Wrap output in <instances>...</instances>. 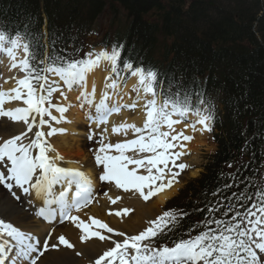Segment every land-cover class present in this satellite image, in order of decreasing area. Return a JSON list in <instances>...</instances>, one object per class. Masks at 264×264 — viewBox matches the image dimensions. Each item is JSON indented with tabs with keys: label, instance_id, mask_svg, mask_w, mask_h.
<instances>
[{
	"label": "snow or ice",
	"instance_id": "1",
	"mask_svg": "<svg viewBox=\"0 0 264 264\" xmlns=\"http://www.w3.org/2000/svg\"><path fill=\"white\" fill-rule=\"evenodd\" d=\"M41 47L38 41L33 47L30 43H22L20 36L11 37L0 31V55L8 57L10 68H19L24 73L23 78L16 80L15 87L8 90L0 89V117H6L12 123L22 122L26 125V131L0 141V166L7 168L6 174L0 172V185H4L15 200H20V196L13 191L14 188L22 190L29 196L34 192L35 199L41 202L34 213L36 217L50 223L57 219L60 223L70 222L80 230L79 239L82 242L95 238L99 245L88 250L89 264H264V255H258V252L264 254V187H258L252 195L246 192L239 195L233 193V197L228 198V210L223 213L224 219H216L212 215L219 211V207H210L208 216L194 226L202 227L204 230L195 236L189 235L188 239H180L172 247L166 245L155 247L150 241L179 227L181 220L188 215L186 212L166 210L155 219L149 220L148 227L135 235L116 230L93 216H88L86 221L78 215H73V211L79 212L93 203V193L96 189L91 178L84 172L59 166L56 161L62 160L63 157L58 153L55 157L49 155L50 152H55V148L48 143L45 136L51 137L57 132H64L65 129L49 125L50 130L47 134L37 130L33 138L28 139V135L34 126L39 129L49 123L45 119L46 116L59 123L68 110L65 106L52 102L54 92L59 91L61 96L65 93L56 80L49 81L48 74L58 77L69 90L75 87L84 89L87 74L99 67L101 62H107L111 67V73L119 76L118 61L123 45L119 47L113 45L110 51L101 49L99 52L88 53L87 58L83 59L66 58L53 53L46 56L43 61L39 60ZM17 50H22L23 58H17ZM39 63H43L44 66L34 67ZM123 68L137 77L138 83L134 86V91L137 92L138 98L145 100L143 108L146 118L141 127L134 123L114 126V133L124 130L127 134V131L131 130L135 134V139L115 144L104 143L101 139L100 147L95 151V163L96 166L103 167V173L99 177L101 181L114 182L118 189L125 192L134 190L147 201L176 182L179 173L174 169L183 170L188 167L184 163H177L179 157L185 153L174 149L178 146L185 147L181 141H190L193 137L185 135L183 131L175 133L174 125L186 120L191 114L196 119L185 127H192L195 130L196 124H199L202 131H211L214 114L201 106L203 101L193 108L187 94L181 97L179 92H171V84L169 92L165 93L163 81L153 68L143 66L133 68V64L128 61H125ZM111 73L105 77L104 89L98 102H95V84L90 92L81 90L77 97V100L81 101V107L87 103L95 109V116L89 114V119L94 118L98 124L107 122L108 116L119 112L122 107L133 109L136 107L135 102L130 105L115 102L109 104L108 90H115L118 87V82L111 78ZM158 84L161 86L159 92ZM141 92L144 94L142 97ZM13 101H22L25 106L5 109V103ZM53 108L60 113L59 118L50 111ZM174 116L178 119H173ZM165 128L167 130H163ZM88 138L92 139L91 136ZM26 139L28 142H25ZM34 149L37 150L35 153ZM113 149L117 155L110 154ZM133 149L151 155L142 159H133L125 155L127 151ZM130 164L135 167L129 169ZM241 166L247 165H238ZM141 167L146 169V175L137 174V169ZM228 167L232 165L229 164ZM223 177L224 174L221 173L220 178ZM56 186L60 187L58 193ZM231 186L224 185V189ZM219 191L221 189L218 188L216 192ZM233 198L236 201H244L241 206L243 210H237L234 215L227 218L235 208L232 204ZM109 199L112 204L116 203V200ZM249 201L251 204L247 206ZM28 203L32 205L33 200L29 199ZM14 209L15 205L9 202L0 206V257L13 253L12 264H46L42 258L49 250L57 249L60 245L74 247L64 235L56 238L59 241L57 244L50 243L53 237L51 232L47 233V239L41 241L32 232L22 230L13 219ZM130 211L131 209H122L116 211L115 215L126 216ZM119 237L123 239H117ZM107 242L112 246L97 255L96 247ZM75 254L84 255L81 251ZM0 264H3V261H0Z\"/></svg>",
	"mask_w": 264,
	"mask_h": 264
},
{
	"label": "trees",
	"instance_id": "2",
	"mask_svg": "<svg viewBox=\"0 0 264 264\" xmlns=\"http://www.w3.org/2000/svg\"><path fill=\"white\" fill-rule=\"evenodd\" d=\"M106 7L111 24L125 19L99 43L123 45L120 70L125 61L151 67L165 93L171 84L193 108L203 101L214 114L215 152L165 205L188 213L179 227L157 236L159 246H173L204 230L194 226L210 207H219L212 215L224 219L233 193L252 195L264 187V0H0V31L19 34L33 47L38 41L41 61L53 53L83 59L82 41ZM232 204L227 218L243 210V200Z\"/></svg>",
	"mask_w": 264,
	"mask_h": 264
},
{
	"label": "bare ground",
	"instance_id": "3",
	"mask_svg": "<svg viewBox=\"0 0 264 264\" xmlns=\"http://www.w3.org/2000/svg\"><path fill=\"white\" fill-rule=\"evenodd\" d=\"M22 43H24L23 39ZM17 58H23L22 50H17ZM105 64L106 62H101L99 67L95 68L92 72L87 74L86 85L84 89L75 87L73 90H69L63 85L62 82L59 81L58 77L50 74V81L56 80L60 85V89L65 93L64 96H61L59 91L56 92V95L53 97L52 102L54 104L63 105L68 110L64 113V119L60 120L59 123L50 119V123L41 126L39 129L34 126L36 131L41 130L45 134H47V132L45 131L46 129H49V125H51V127L53 128L65 129L64 132H57L51 137H48L47 135L45 136V139L48 141V143H50L53 148H55V152H50L49 155L55 157L58 153L61 157H63L62 160L56 161L59 166L79 169L80 171L84 172L91 178L95 189H97L96 179L98 175L100 176L103 173V167L96 166L95 160L89 158L88 154L86 153L89 147L94 146V141L91 143L87 142L82 145L79 144V135L81 136V134H83V130H85L84 125H89V127H91V130L101 128L100 131L101 133L103 132L102 136H104V143L107 142V140H109V143L112 144L118 142L123 143L127 140H132L134 137V133L131 130H128L127 134H125L124 130L114 133L113 127H118L121 123H134L137 127H141L143 125L144 119L146 118L143 108L145 100L138 98L137 92L134 91V86H136L138 83L137 77L130 75L123 86L120 85L118 80V87L115 90H108L110 96L109 104L115 102L120 105H130L135 102V110L132 111L130 110V108L122 107L119 112L109 115L107 118V122L105 123L98 124V122L94 118L89 119V114H91L93 117L95 116V109L89 106L87 103H84L83 107H81V101L77 100V97L80 95L81 90L90 92L92 90L93 84H95V102L99 101L101 91L104 89L105 77L110 75V71L104 68ZM23 76L24 73L21 72L19 68H10V61L7 56L0 55V89L8 90L15 87L16 80L19 78H23ZM111 78L115 80L112 74ZM143 95L144 94L141 92L140 96L142 97ZM24 106L25 105H23V102L21 101L7 102L4 105L5 109ZM50 111L53 115L57 116L58 118L60 117V113H58L55 108L50 109ZM49 118L50 117L47 116L45 117V119L47 120ZM173 119H178V117L174 116ZM195 119L196 117L190 114L185 120L186 123H182L181 121L180 123L174 125L175 133L183 131L185 135L193 137V139L190 141H183L185 147L180 148L178 146L175 150L183 151L185 153L179 158L184 164L188 166L195 162L198 146L203 144L208 135V131H202V126L199 124H196L195 130H193L192 127H185L186 124H190ZM22 131H26V125H24L22 122L12 123L6 117H0V141H2L3 139H7L10 136L17 135ZM29 139H31V137ZM25 142H28V139H26ZM33 151L35 153L37 150L34 149ZM136 152L137 151L135 149L129 150L125 153V155L133 159H137ZM110 154L117 155L118 153H116V151L114 150ZM128 167L129 169H131L135 167V165L130 164ZM144 170L142 167L138 168L137 174L146 175L147 172L146 170ZM142 171H144V173H142ZM0 172H4L6 174L7 168L5 166H0ZM176 182H178L177 179ZM176 182H174L171 187H168L163 191L155 194L152 197L154 201H146L147 203H145L139 193H136L134 190L125 192L123 189H118L115 186L114 182H106L107 184L105 185V189L107 193V199H105V196H102V199L96 198V206H92V208H90L89 210L86 208L88 211H84L85 209L80 210L79 212L73 211V215H78L86 221L88 216H93L105 223H108L110 227L116 230L125 231L129 235H135L138 234L140 230L142 231V229L144 228L143 220L145 218H132V216L129 215L130 213H128V215L126 216L121 215L118 217L115 215V212L132 207L133 210H135L134 216H136V214L138 215L139 213L144 215L148 214L150 216L157 209L158 205L163 204L165 200L170 198L175 193V190L179 185V183ZM13 191H15L18 196H20V200H15L11 196L7 188L4 185H0V206H2L5 202H9L15 205L13 219L15 220L16 224L22 228V230L32 232L38 238H40L41 241H43V239H47V233L51 232L53 234V237L50 239V243L57 244L59 243V241L56 238H58L60 235H64L69 243L74 246L73 248H67L63 245H60L57 249L49 250L42 258L46 262V264H89L88 250L92 249L96 245H99V242L95 240V238L90 241L82 242L79 239L81 235L80 230L73 226L70 222L65 221L64 223H60L59 220H56L50 223L43 220L42 218L36 217L34 213L36 209L41 205V202L35 199V193L33 192L29 196L24 194L20 189L14 188ZM56 191L57 193L60 191L59 186H56ZM94 194L95 193H93V195ZM117 197H119L118 200ZM109 198H111L112 200H116V203L112 204ZM29 199L33 200L32 205L28 203ZM88 222L90 223V221ZM117 239L122 240L123 237H119ZM109 246L112 245L110 242H107L103 245H100L99 247H96V254H101ZM77 251L83 252L84 255L76 256L75 253ZM12 255L13 253H8V255L0 257V260H4L6 264H12ZM94 258L95 257H93V259Z\"/></svg>",
	"mask_w": 264,
	"mask_h": 264
},
{
	"label": "rangeland",
	"instance_id": "4",
	"mask_svg": "<svg viewBox=\"0 0 264 264\" xmlns=\"http://www.w3.org/2000/svg\"><path fill=\"white\" fill-rule=\"evenodd\" d=\"M111 19H112V17H111V14L109 13V9L106 7L105 8V10L100 14V16L97 18V20H96V22H95V24L93 25V28H92V31H90L87 35H86V37L83 39V41H82V45H83V49L86 47V46H89V47H94V49L93 50H91L90 51V53H95V52H99L100 50H101V48H95V46L94 45H96V44H98L100 41H101V39H102V36H103V34L105 33V31H106V28H108L107 29V32L108 33H110L111 35H114V33H115V31H117L118 29H120V28H122V26L124 25V18H122V17H120V21L118 22V21H115V23L114 24H111ZM88 42H90V43H88ZM97 47V46H96ZM88 48H85V51L87 50ZM100 49V50H99ZM89 50V49H88ZM106 50H108V49H106ZM108 51H110V50H108ZM104 68L106 69V70H108V71H110V73H111V67H110V65L106 62V64H105V66H104ZM124 72H125V70H123V73H122V75L121 76H118L117 78H115L114 77V79L115 80H119V83H120V85H124V83L122 82V79H123V74H124ZM111 74H113V73H111ZM130 75H131V73H130ZM129 75V76H130ZM48 76H49V81H50V77H51V75L50 74H48ZM129 78V77H128ZM1 79V78H0ZM127 81V80H126ZM56 95V92H54L53 94H52V99H53V97ZM22 102V101H21ZM202 107H205V106H202ZM130 110H135V108L133 109V108H130ZM206 114V113H205ZM208 114V113H207ZM48 121H49V123L51 122V120H50V118L48 119ZM182 123H186V121L185 120H182ZM85 126V130H83V134H81V136L79 135V144L80 145H82V144H84V143H91V142H95L94 143V146H92V147H89L88 148V150H87V154H88V156H89V158H92V159H94L95 160V151H96V149H98L99 147H100V144H99V141L101 140V139H103L104 140V136H102L103 134V132L101 133V131H100V129H98V128H96V129H92L91 130V127H89V125H84ZM49 130V129H48ZM48 130L46 129V131L45 132H48ZM100 132H99V131ZM163 130H167L166 128L165 129H163ZM35 127L33 128V131L30 133V137L31 138H33L34 137V134H35ZM94 131V132H93ZM102 131H103V128H102ZM101 134V135H100ZM208 135H207V139H205L204 140V142H203V144L202 145H200V146H198V149H197V154H196V157H195V162L193 163V164H191L190 166H188V167H186L185 169H183V170H179V169H174V171H176V172H178L179 173V175L176 177V179L178 180V182H176V183H179V185H178V187L176 188V190H175V193L172 195V196H174V195H176L177 193H178V190L179 189H181V188H183L185 185H186V183L187 182H189L190 180H192L193 178H196V177H198L201 173H202V171H203V167H204V165L208 162V156L209 155H211V154H213L214 152H215V149H216V144L214 143V141H213V139H212V135H211V133H210V131H208V133H207ZM28 136V139L30 138ZM89 136H91L92 137V139H89L88 137ZM96 138V139H95ZM133 139H135V134H134V137H133ZM98 142V143H97ZM113 142H114V140H113ZM98 145H97V144ZM105 143H109V140H107V142H105ZM181 143H183V141H181ZM113 144H115V143H113ZM176 149H174V151H175ZM114 151V149L111 151V152H113ZM136 154H137V159H142L144 156H147V155H151V153H140V152H136ZM177 163H183L182 162V160L179 158L178 159V161H177ZM143 168V170L145 169L144 167H142ZM146 170V169H145ZM144 170V171H145ZM144 171H142V173H144ZM190 173H193V174H190ZM146 174V173H145ZM99 175H98V177H97V179H96V183H97V185H96V191L94 192L95 194L93 195V203L92 204H90L88 207H86L88 210L90 209V208H92V206H96V202H95V199L96 198H101L102 199V196L104 197L105 196V199H107V194L105 195V193H106V189H105V185L107 184L106 183V181H101L100 179H99ZM101 189V190H100ZM98 191V192H97ZM103 194V195H102ZM95 196V197H94ZM171 196V197H172ZM152 199V197L149 199V200H147V202H151V201H154L153 199ZM169 199V198H168ZM143 201L145 202V203H147L144 199H143ZM166 201V200H165ZM164 201V202H165ZM86 208H83V209H81V210H84V211H88ZM167 207H165V203H163V204H160V205H158L157 206V209L152 213V215H144V214H136V216H134V211L135 210H133V208L132 207H130L129 209H131V211L129 212L130 214L129 215H131L132 216V218L134 217H137V218H147L146 220L144 219L143 221H144V228H146V227H148V221L149 220H153V219H155L158 215H160V214H162L164 211H166L167 209H166ZM133 211V212H132ZM140 215V216H139ZM139 216V217H138ZM58 220V219H57ZM147 222V223H146ZM143 228V229H144ZM142 229V230H143ZM141 231V230H140ZM156 237L155 238H152L151 239V241H150V243L152 244V246L153 245H155V243H157L156 242ZM144 243H149V241H144ZM158 244H156L155 246H157ZM258 251V250H257ZM258 255H264V254H260L259 252H258Z\"/></svg>",
	"mask_w": 264,
	"mask_h": 264
},
{
	"label": "water",
	"instance_id": "5",
	"mask_svg": "<svg viewBox=\"0 0 264 264\" xmlns=\"http://www.w3.org/2000/svg\"><path fill=\"white\" fill-rule=\"evenodd\" d=\"M88 43H90V42H88ZM89 46H86V48H88Z\"/></svg>",
	"mask_w": 264,
	"mask_h": 264
}]
</instances>
